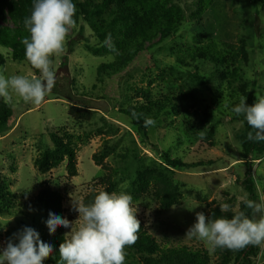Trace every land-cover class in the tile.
I'll use <instances>...</instances> for the list:
<instances>
[{
    "label": "rangeland",
    "instance_id": "obj_1",
    "mask_svg": "<svg viewBox=\"0 0 264 264\" xmlns=\"http://www.w3.org/2000/svg\"><path fill=\"white\" fill-rule=\"evenodd\" d=\"M177 3L192 7V0ZM41 10L43 33L55 44L44 43L30 63L14 61L12 50L0 47V96L13 109L0 130V199L14 196L10 211L0 200V264H54L47 251L57 236L71 264L107 259L117 248L123 261L147 264L148 255L117 247L127 235L114 232L111 221L83 210L86 196L103 192L109 181L124 216L136 218L162 250L192 248L206 252L208 264H234L233 214L247 196L236 134L243 120L264 117V0H216L201 23L187 17L174 35L156 39L117 73L101 70L113 62L116 38L102 45L82 18L67 22L63 0H42ZM211 43L225 54L235 48L229 72L236 75L223 79V68L191 58L195 48ZM53 83L69 90L73 101L51 93ZM164 98L173 105L154 121L146 117L142 140L123 111ZM73 103L96 107L89 122L68 115ZM64 132L81 138L73 147L77 176H68L65 159L39 172L34 162L55 150L51 135ZM162 154L186 166L170 168ZM251 158L259 198L253 264H264V155ZM197 163L204 165H191ZM47 188L60 196L58 231L46 219L50 209L37 204ZM164 195L172 199L167 208Z\"/></svg>",
    "mask_w": 264,
    "mask_h": 264
},
{
    "label": "trees",
    "instance_id": "obj_2",
    "mask_svg": "<svg viewBox=\"0 0 264 264\" xmlns=\"http://www.w3.org/2000/svg\"><path fill=\"white\" fill-rule=\"evenodd\" d=\"M42 0H0V47L12 50V58L16 62H32L37 60L43 52L44 43L55 44L53 37L45 36L43 33L40 13ZM216 0H192V7L183 9L177 0H63L66 10L67 22L78 21L82 18L97 37L99 43L106 45L111 39L116 38L112 53L113 62L101 66V70L107 73H117L130 63L141 52L155 46L158 39L174 35L188 19L195 23H201L203 15ZM186 12L188 14L186 15ZM5 17L9 18L11 25L3 23ZM157 39V40H156ZM49 44H46L47 46ZM227 55V56H226ZM193 60H204L225 70L221 77L226 79L229 73L236 75L234 69L229 72L233 60H235V48L228 46L227 54L218 50L214 44L198 46L190 54ZM183 62L182 60L178 61ZM66 59L62 66L65 67ZM37 73V69L33 67ZM201 86L207 83L196 76ZM51 93L59 95L64 99L73 101L75 96L64 88L58 87L57 83L51 86ZM170 98L159 101L148 102L139 110H128L123 113L130 118L137 128V133L142 140L146 139V130L149 120L172 106ZM96 107L92 105H80L73 103L68 110V115L81 122H89ZM13 115V109L4 102L0 96V130L5 131ZM51 142L55 149L52 153L45 152L34 162V166L41 173H46L59 165L63 159L66 160V172L69 177L77 176L76 156L74 146L81 141L67 132L62 136L52 134ZM236 141L241 149V160L245 167V174L241 186L246 193V198L240 203L238 211L233 214V223L236 228L233 236L234 264H253L259 252L256 234L252 231L258 213L259 198L256 184L252 177L253 155H264V117H251L243 120V127L236 134ZM54 153L59 157L55 158ZM165 164L170 168H184L186 165L179 160L169 159L162 154ZM96 165L99 162L94 160ZM192 166H203L204 163L191 164ZM115 193L112 182H108L103 192H91L83 201V210L86 216L101 215L106 221H111V228L116 233L127 235L126 240H120L117 247L140 255H148V264H208L209 258L206 252L192 248L180 247L162 250L156 241L144 230L142 224L134 217L126 218L125 209L121 201L113 199ZM13 198L10 193L1 196V206L7 211L13 208ZM120 199L125 200L123 196ZM59 200L58 193L50 189L42 190L37 197V204L48 210L47 221L58 231L59 224ZM172 199L164 195L162 207L167 208ZM56 210L53 215L51 212ZM25 236L28 232L22 225ZM48 255L54 264H71L68 258V250L63 237L57 236L51 239L48 246ZM87 264H135L128 260L123 261L118 254V248L111 253L107 259Z\"/></svg>",
    "mask_w": 264,
    "mask_h": 264
}]
</instances>
